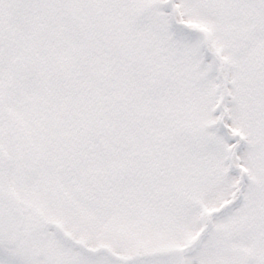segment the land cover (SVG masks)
I'll return each instance as SVG.
<instances>
[{
    "label": "snow or ice",
    "instance_id": "6c2138e0",
    "mask_svg": "<svg viewBox=\"0 0 264 264\" xmlns=\"http://www.w3.org/2000/svg\"><path fill=\"white\" fill-rule=\"evenodd\" d=\"M0 264H264V0H0Z\"/></svg>",
    "mask_w": 264,
    "mask_h": 264
}]
</instances>
